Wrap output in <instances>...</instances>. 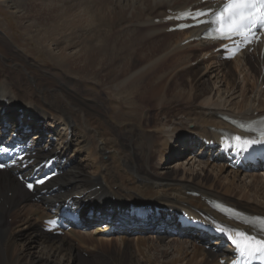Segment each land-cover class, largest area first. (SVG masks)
<instances>
[{"label": "bare ground", "instance_id": "1", "mask_svg": "<svg viewBox=\"0 0 264 264\" xmlns=\"http://www.w3.org/2000/svg\"><path fill=\"white\" fill-rule=\"evenodd\" d=\"M3 2L18 14L16 20L29 30L28 34L37 37L41 44L48 41L47 50L60 65L70 66L80 75L54 78L50 68L28 61L18 51L12 52L14 57L9 56L0 40V116H3L0 126L6 121L11 130L22 131L21 125L32 128L30 135L38 145L39 159L54 154L66 158L62 163L63 174L46 186L59 187L50 195L37 197L26 191L11 171H0V264H219L220 256L227 258L228 250L219 246L215 252L207 249L205 246L211 241L208 235L194 228H182L173 211L165 214L163 206L160 216L151 214L146 220L124 217V211L142 212L145 207L162 203L175 210H187L206 221L234 225L233 222L228 225L227 219L209 203L219 200L248 214L264 215V168L259 173L233 170L224 156L214 155L215 148L205 144L206 140L218 137L219 130L235 131L234 121H249L264 115L260 53L246 52L233 60L221 61L213 52L211 58H215L222 76L213 86L201 73L200 63L194 68L177 70L187 61L178 64L179 59L172 58L189 48L192 52L181 59L196 60L198 49L209 52L210 43L206 41L194 42L198 48L189 43L178 48L179 42L198 35L201 30L167 31L173 22L166 19L173 11L200 6L201 0H143L136 8L135 0L124 5L117 0L115 7L123 8L124 13L142 11L144 22L140 24L147 28L139 37L124 32V45L86 47H78L76 38L70 41L68 37H54L58 30L45 24V19L52 16L59 19L61 12L72 13L63 11L67 2L70 9H78L83 0ZM39 2L43 4L40 9L48 13L44 20L32 15ZM114 9L110 13L117 12ZM156 18H160L158 24ZM167 36L178 38L173 40L174 55L160 51L152 61L151 56L159 48L157 38ZM61 44L65 45L61 47ZM164 44L168 45L166 50L173 46L169 40ZM91 68L101 78L94 76L96 81L91 80L87 75ZM189 70L193 73L189 85L182 83L177 87L174 81L180 82V73ZM102 76L109 90L100 88ZM241 76L245 87L236 94V82ZM91 81L96 83L92 85ZM222 82L225 91L221 86L216 87ZM174 89L176 94L170 97ZM85 91L92 95L88 97ZM101 92L112 94L103 97ZM154 98L155 111L149 117L145 110L152 109L153 105L148 103ZM183 105L186 107L177 108ZM192 107L195 109L190 111ZM46 137L48 140L42 147ZM125 138L127 141L122 142ZM44 147L49 149L45 152ZM70 149H73L71 154ZM186 150H190V157L179 159ZM155 157L158 160L151 165ZM170 158L176 159L165 166ZM239 173L244 177L239 178ZM69 197H74L79 206L84 205L85 215L90 208L115 215L121 221L116 225V233L105 236L106 228L100 226L98 219H87L94 224L87 231L71 230L58 236L44 232L42 222L51 217L49 209ZM109 205H113L112 210L106 211ZM9 217L13 222H9ZM174 226L188 237L165 241ZM151 231L155 234L144 237ZM171 251L174 254L169 257Z\"/></svg>", "mask_w": 264, "mask_h": 264}, {"label": "rangeland", "instance_id": "2", "mask_svg": "<svg viewBox=\"0 0 264 264\" xmlns=\"http://www.w3.org/2000/svg\"><path fill=\"white\" fill-rule=\"evenodd\" d=\"M83 1L85 3L81 2V4L77 5L78 9H75L74 7H73V9H70L71 7H67V6H69L70 3L67 2L66 8H64L63 11H70L71 10L72 13L66 14V13L61 12L62 16L59 19L55 18V16H52L49 19H45L48 16V13H46L45 10L40 9V5L42 4L41 2L35 4L37 6V9H36V12H34L32 15L34 16L35 19H40V20L45 19L46 25H52L55 30H58V32L54 35V37H57L60 39L61 36H64V37H68L70 39V41L72 38H76L80 43V45H78V47H80L82 45L86 47L88 45L92 46V45H104V44L110 45V46L124 45V32H126L128 34L131 33V35H133L134 37H139V36H141L142 31H145V29L147 28L144 26V24L143 25L140 24V22L143 21V17L141 16L142 11L137 10V12L134 13V11L132 12V10H130L129 12H126L127 13L126 14V13H124V11H122L123 8L118 9L117 7H115V5L117 4V0H83ZM129 1L130 0H125V1L121 0L123 5H124V2L128 3ZM142 1L143 0H135V3H134L135 5H133V7L136 8L138 5H140L142 3ZM128 6H130V5H128ZM114 8H116L117 12L110 13V10L114 9ZM145 10H147V8ZM13 11H14V9L7 8L6 4L3 2V0H0V40L2 42V46L6 49L7 54L9 56H13L12 52L18 51L21 54H23L24 56H26L28 61L34 62L35 64H40L46 68H50L53 75H54V78H57V79H61L67 75H70L73 77H78V75H80L72 67H70V66L65 67L62 64L60 65L59 61L54 59L52 57V55L48 52L47 49H50V47L46 46L48 41L47 42L44 41V43L41 44L37 41V39H38L37 37H34L31 34H28L29 30H26V28H23L22 25H20L18 23V21L16 20L17 19L16 16L18 14H14ZM139 12H141V13H139ZM72 18H73V21L70 22V20ZM64 19H67V21H65ZM157 20H159V18H157ZM22 21H24V19ZM68 23H69V25H68ZM155 23L158 24L159 22L155 21ZM21 27H22V29H21ZM72 29H74L75 31L74 32L68 31V30H72ZM69 33H71V36H69ZM174 39H178V38L175 36H167V37L157 38L158 43H159V45H158L159 48L157 49V52H154L153 55L151 56L152 61L154 59H156L155 55H156V53H158L160 51H161V53H163V52L167 53L168 52L167 54L164 53L167 56H173L175 51H176V50H174L175 49V41L173 42ZM168 40H169V43L173 44V46L170 49L166 50L168 45L164 44V42H166ZM189 44L192 45L193 47L197 46V48H198V44H196L194 42L193 43L190 42ZM64 45L65 44H61V47ZM185 45L186 44H184V42H179L178 48L182 49L185 47ZM53 48H55V47H53ZM66 51H69V50H66ZM54 52L57 54H60L59 49L55 48ZM80 52L83 54L85 53L84 51H80ZM189 52H192V50L190 48H189V50H185V51H181L179 53H176V55H175L176 57L175 56L172 57V58H176V60L179 59V60H177L178 64H182V63L187 61V63L184 65V67L182 65V66L178 67L177 70L184 69L185 67H189V69L194 68V67L198 66V63H200L199 65L201 66V73L204 75V77L208 80V82L211 85L214 86V83L216 81L219 82L222 79L221 78L222 76L218 73V70L216 67L218 65L216 63L215 58H211V57L209 58L207 53H204L202 50L198 49L197 50V52H198L197 56L198 57H196V60L188 61V59L187 60L181 59L184 56L188 55ZM159 56H158V58H159ZM162 57H164V56H162ZM193 58L194 57H192L191 59H193ZM160 60L162 61L163 59H160ZM91 72H93V75L91 74ZM179 72H181V71H179ZM182 72L183 73H180L181 76H179L180 82H178V80L174 81V84H176L177 87L182 86V85H186V87H187L189 85L188 84L189 80L191 79L192 74H193L192 72H190V70L187 73L185 71H182ZM87 73H88L87 75H90V77H92L91 80L96 81L97 77H94V76H98L101 78V76L99 75V72L93 71V69L89 70ZM75 75H77V76H75ZM103 79H104V77L102 76V80L100 81L101 82L100 88H105L108 85V83H105ZM95 83L96 82L92 83V81H91L90 84L94 85ZM223 83L224 82L218 83L219 85H217L216 87L221 86L220 89L223 88L222 90L225 91L227 89L224 86H222ZM180 84H182V85H180ZM243 85H245V84L243 83L242 76H241V78L238 79L236 82V86H235L236 94H239L244 89V88H242V87H245ZM249 86L252 87L251 84ZM105 89L109 90L107 88H105ZM262 89H264V86H262ZM107 93H110V92H107ZM107 93L104 94L103 92H101L103 97H105ZM250 93H251V88H250L248 94H250ZM85 94L88 95V97H90L92 95V93L90 91H85ZM110 94H112V93H110ZM171 94H173V92ZM175 94H176V89H174V94L171 95L170 97L174 96ZM125 96H126V92L124 93V97ZM109 97H110V95H109ZM155 101H156L155 98L151 99V102L148 103V105L152 104L153 105L151 107L152 109L145 110L146 115H148L149 117H151L150 115H152L153 112L155 111V109H154L155 108ZM1 103L4 104V102H1ZM110 103H112V102H110ZM117 107L119 108L121 106H117ZM181 107H186V106L185 105L178 106L177 108H181ZM121 109L123 112L126 111V110H123V107ZM193 109H195V108L192 107L190 109V111ZM0 117H3V116H0ZM30 117L32 118L34 116H30ZM194 119H196V118H194ZM177 126L181 127V124H177ZM180 131L185 132V130H183V129ZM34 133H36V132H34ZM47 140H48V137H46V139H44L42 141V143H46ZM124 141L126 142L127 139L126 138L123 139L122 142H124ZM73 149H70L69 154H71L73 152ZM135 153L137 154V152H135ZM174 154H175V156H177L176 151H174ZM188 154L191 155L190 150H186L185 152H183L182 157H180L179 159H181V158H182V160L187 159L188 157H190ZM156 157L153 159V162L151 161V165L156 164V162L158 160ZM175 159L176 158H170V159L166 160L167 162L165 161L164 165L168 166L170 164H173ZM201 161H203V160H201ZM175 163H176V161H175ZM255 172L259 173L260 171L258 170ZM243 173H247V172H243ZM238 177L243 178L244 175L243 174L241 175L239 173ZM247 180H249V178H247ZM247 182H249V181H247ZM117 200L124 202L125 199H119L118 198ZM131 203L132 202H130V204ZM152 205L163 206V208H165V207L166 208L167 207L168 208H174L173 206L162 204V203H155ZM164 213L167 214L168 212H164ZM8 220H9V222H13L12 217H9ZM153 233L154 232L151 231L147 234H144V237L147 235L151 236ZM167 235L165 236V238H166L165 241H169L173 238V237L170 238ZM131 236H133V235H131ZM186 237H188V234H184V236L182 238L174 237V239L175 238L185 239ZM124 239L127 240L128 237H127V239L126 238H124ZM31 247H32V245H31ZM190 247H191V245L189 246V249H190ZM185 252H187V250H185ZM171 254H174V253L171 251V253L169 254V257L172 256ZM98 259L99 258H95L96 261ZM95 260H92V262H94Z\"/></svg>", "mask_w": 264, "mask_h": 264}, {"label": "snow or ice", "instance_id": "3", "mask_svg": "<svg viewBox=\"0 0 264 264\" xmlns=\"http://www.w3.org/2000/svg\"><path fill=\"white\" fill-rule=\"evenodd\" d=\"M204 13H198L203 15ZM183 15H190L185 13ZM215 27L212 31L218 33L216 38H228L233 35L243 38L245 43H250L255 36L257 29L264 30V0H225L222 7L212 13L211 21ZM264 123V122H262ZM264 136V132L261 133ZM241 139V137H237ZM257 141H252L255 143ZM264 143V139L259 141ZM4 165H0L3 167ZM43 181H39L42 183ZM32 188L33 184H28ZM264 231V217L252 218L246 221ZM232 243L241 253H247L249 256H259L264 258V239H256L255 236H249L245 232H236V238Z\"/></svg>", "mask_w": 264, "mask_h": 264}]
</instances>
